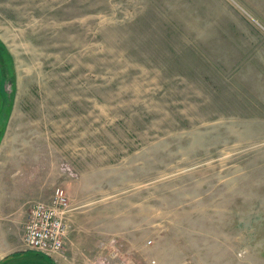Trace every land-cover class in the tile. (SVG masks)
I'll use <instances>...</instances> for the list:
<instances>
[{
	"label": "rangeland",
	"instance_id": "1",
	"mask_svg": "<svg viewBox=\"0 0 264 264\" xmlns=\"http://www.w3.org/2000/svg\"><path fill=\"white\" fill-rule=\"evenodd\" d=\"M0 41V167L26 220L69 197L43 255L264 264V0H0Z\"/></svg>",
	"mask_w": 264,
	"mask_h": 264
},
{
	"label": "crops",
	"instance_id": "2",
	"mask_svg": "<svg viewBox=\"0 0 264 264\" xmlns=\"http://www.w3.org/2000/svg\"><path fill=\"white\" fill-rule=\"evenodd\" d=\"M4 137L0 141V146ZM1 149V148H0ZM10 175L0 167V264H56L41 252L25 249L23 245L24 230L18 232L15 224L26 220L22 208L25 189L20 190L17 182H9ZM18 205V206H16ZM26 222V221H25Z\"/></svg>",
	"mask_w": 264,
	"mask_h": 264
},
{
	"label": "built area",
	"instance_id": "3",
	"mask_svg": "<svg viewBox=\"0 0 264 264\" xmlns=\"http://www.w3.org/2000/svg\"><path fill=\"white\" fill-rule=\"evenodd\" d=\"M69 209L68 194L61 186L55 187L51 201H35L25 223V249L50 255L60 253L67 234L64 214Z\"/></svg>",
	"mask_w": 264,
	"mask_h": 264
},
{
	"label": "trees",
	"instance_id": "4",
	"mask_svg": "<svg viewBox=\"0 0 264 264\" xmlns=\"http://www.w3.org/2000/svg\"><path fill=\"white\" fill-rule=\"evenodd\" d=\"M5 51V46L0 41V68H2L4 74L6 73V69H8L6 66L9 64L10 59ZM5 56H7L8 59H5Z\"/></svg>",
	"mask_w": 264,
	"mask_h": 264
},
{
	"label": "flooded vegetation",
	"instance_id": "5",
	"mask_svg": "<svg viewBox=\"0 0 264 264\" xmlns=\"http://www.w3.org/2000/svg\"><path fill=\"white\" fill-rule=\"evenodd\" d=\"M2 69V68H1Z\"/></svg>",
	"mask_w": 264,
	"mask_h": 264
}]
</instances>
